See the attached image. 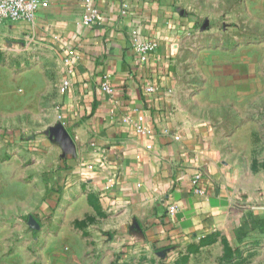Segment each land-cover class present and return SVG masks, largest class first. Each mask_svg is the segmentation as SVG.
I'll use <instances>...</instances> for the list:
<instances>
[{
	"label": "crops",
	"instance_id": "1",
	"mask_svg": "<svg viewBox=\"0 0 264 264\" xmlns=\"http://www.w3.org/2000/svg\"><path fill=\"white\" fill-rule=\"evenodd\" d=\"M47 1L33 21L4 24L0 44L60 54L50 128L62 124L73 146L67 151L49 132L38 140L51 199L0 264H173L205 240L264 239L252 229L264 219V173L245 182L231 173L228 182L213 127L184 102L177 56L186 26L177 0ZM92 8L99 18L86 23ZM134 38L157 42L147 60Z\"/></svg>",
	"mask_w": 264,
	"mask_h": 264
},
{
	"label": "rangeland",
	"instance_id": "2",
	"mask_svg": "<svg viewBox=\"0 0 264 264\" xmlns=\"http://www.w3.org/2000/svg\"><path fill=\"white\" fill-rule=\"evenodd\" d=\"M177 3L186 26L177 56L184 102L213 127L223 177L257 181L264 173V0ZM61 68L53 51L0 44V261L15 255L24 230L32 232L31 219L51 199L54 184L38 140L57 115ZM172 261L264 264V239L205 240Z\"/></svg>",
	"mask_w": 264,
	"mask_h": 264
},
{
	"label": "built area",
	"instance_id": "3",
	"mask_svg": "<svg viewBox=\"0 0 264 264\" xmlns=\"http://www.w3.org/2000/svg\"><path fill=\"white\" fill-rule=\"evenodd\" d=\"M88 4L92 0H86ZM47 0H0V29L4 24L8 22H19L23 20L33 21L36 18L37 13L41 8L48 6ZM99 18L98 10L92 8L90 14L85 17L86 23L95 22ZM136 49L139 53V56L142 60H147L148 55L151 51L155 50L157 47V42L152 41H140L137 38H134ZM67 84V83H66ZM103 89L108 93H113V88L108 84L103 85ZM148 91L154 92L156 88L150 86L147 88ZM138 131L144 134H151L152 131L144 126H138ZM204 177V173L199 172L193 177L194 187L200 190L199 183ZM178 210V205L173 204L169 207L170 213H175Z\"/></svg>",
	"mask_w": 264,
	"mask_h": 264
},
{
	"label": "water",
	"instance_id": "4",
	"mask_svg": "<svg viewBox=\"0 0 264 264\" xmlns=\"http://www.w3.org/2000/svg\"><path fill=\"white\" fill-rule=\"evenodd\" d=\"M49 133L51 137L61 140L67 151L73 146L72 138L62 124L50 128Z\"/></svg>",
	"mask_w": 264,
	"mask_h": 264
},
{
	"label": "trees",
	"instance_id": "5",
	"mask_svg": "<svg viewBox=\"0 0 264 264\" xmlns=\"http://www.w3.org/2000/svg\"><path fill=\"white\" fill-rule=\"evenodd\" d=\"M257 228H259V230H264V219H259L258 221H256V223L253 224L252 229ZM240 231H243L244 234L247 232L245 224L242 225Z\"/></svg>",
	"mask_w": 264,
	"mask_h": 264
}]
</instances>
